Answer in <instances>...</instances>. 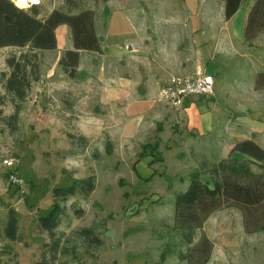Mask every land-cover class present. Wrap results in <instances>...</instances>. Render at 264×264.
I'll use <instances>...</instances> for the list:
<instances>
[{"label": "rangeland", "instance_id": "obj_1", "mask_svg": "<svg viewBox=\"0 0 264 264\" xmlns=\"http://www.w3.org/2000/svg\"><path fill=\"white\" fill-rule=\"evenodd\" d=\"M74 1L79 4L74 13L88 9L96 13L109 0ZM66 3L67 0H40L37 4L41 7L40 17L54 10L67 11ZM33 5L18 6L29 11ZM71 33L58 32V36L72 40ZM261 40L264 45V34ZM22 51L27 49H0V96L5 95L3 76L9 72L6 61L10 55ZM262 56L256 52L259 71L255 81L259 73H264ZM215 66L214 61L208 67L213 75H217ZM224 74L219 79L228 83L234 80L229 67L224 68ZM236 76L239 81V72ZM182 78L186 77H173L161 86L158 101L163 88ZM248 78L246 74L244 81ZM31 95L23 104L18 131L14 132L3 121L14 113L13 104L6 99L7 103L1 106L0 207L5 212L0 209V264L39 261L42 247L50 238L39 230L38 218L48 215L53 208L54 190L89 177L95 178L96 190L88 198L75 195L62 204L65 209L58 232L64 235L63 240H70L66 248L72 250L75 244H80L76 233L97 225V232L106 244L92 248L90 254L80 246L76 249V259L69 254L60 255L56 264H187L179 260L178 253L188 251L189 247L173 231L175 200L172 199L175 193L186 191L185 181L188 179L190 184V175L203 159L189 152L187 146H180L183 135L179 136V127L170 128L167 124L163 130L155 122L143 129L141 137L133 134L129 142L109 135L87 137L77 128L79 113L74 104H57L45 94L35 98ZM173 142L175 149L170 147ZM165 147L169 150L163 151ZM8 158L16 160L17 165L12 168L4 165ZM15 169L25 182L23 188L10 183L9 174ZM254 170L258 171L257 167ZM9 206L20 214L16 242L4 236ZM203 233L214 244L209 264H264V232L247 234L239 210L229 208L218 212L197 232L194 244ZM169 250L173 253L162 260L164 251Z\"/></svg>", "mask_w": 264, "mask_h": 264}, {"label": "crops", "instance_id": "obj_2", "mask_svg": "<svg viewBox=\"0 0 264 264\" xmlns=\"http://www.w3.org/2000/svg\"><path fill=\"white\" fill-rule=\"evenodd\" d=\"M254 3L243 0L227 21L222 0H109L95 13L101 52L81 51L76 78L69 77L60 61L74 42L58 36L71 33L69 26H60L57 49L40 55L41 80L33 84L31 96L74 104L77 128L87 137L109 135L129 142L158 122L159 129L179 127L180 146L211 162L227 158L243 141L264 149V89H255L254 77L259 71L255 55H264V45L261 35L251 43L244 39ZM214 61L217 75L208 70ZM227 67L233 72L230 83L219 79ZM198 71L213 76V96H189L170 109L158 101L161 86L171 78ZM188 185L187 179L184 189Z\"/></svg>", "mask_w": 264, "mask_h": 264}, {"label": "trees", "instance_id": "obj_3", "mask_svg": "<svg viewBox=\"0 0 264 264\" xmlns=\"http://www.w3.org/2000/svg\"><path fill=\"white\" fill-rule=\"evenodd\" d=\"M222 1L225 2V19L229 21L239 11L243 0ZM66 4L67 11L54 10L48 16L40 17L41 7L37 4L27 11L13 0H0V49H27L8 57L9 72L3 76L5 95L0 96V117L3 116L1 106L9 99L14 113L3 121L14 132L18 131L23 104L33 84L41 80V52L57 49L56 31L60 26L67 25L72 32L74 49L66 51L60 61L71 78H76L81 51L101 52L94 11L88 9L74 13L79 4L74 0H67ZM261 34H264V0H255L244 29V39L251 43ZM255 89H264V73L257 75ZM235 153L246 158L235 157ZM205 177L209 180L206 181ZM95 189V178L89 177L70 187L54 190L53 208L48 215L38 218V228L49 236L50 242L42 247L40 260L35 264H56L60 255L67 254L76 259L78 247H84L85 252L90 254L92 248L104 245L97 225L79 230L76 234L80 244H75L72 250L66 248L70 240H63L64 235L58 232L65 209L62 204L75 195L88 198ZM229 208L242 213L247 234L264 232V149L254 141L238 143L225 159L214 162L203 159L199 168L190 175L186 191L175 194L173 231L180 234L181 243L189 247L188 251L178 253L181 262L209 264L214 244L205 233L197 244H194L195 237L214 213ZM7 211L4 236L16 242L19 239L20 214L11 206ZM172 253L164 251L161 259L165 260Z\"/></svg>", "mask_w": 264, "mask_h": 264}, {"label": "built area", "instance_id": "obj_4", "mask_svg": "<svg viewBox=\"0 0 264 264\" xmlns=\"http://www.w3.org/2000/svg\"><path fill=\"white\" fill-rule=\"evenodd\" d=\"M172 85L163 88L159 97V101L167 103L172 108H179L183 105L184 100L193 95H203L211 97L214 94V78L211 75L198 71L190 77L175 79ZM4 165L7 167H15L16 160L8 158L4 160ZM10 183L23 188L24 180L18 175V170L15 169L9 174Z\"/></svg>", "mask_w": 264, "mask_h": 264}, {"label": "bare ground", "instance_id": "obj_5", "mask_svg": "<svg viewBox=\"0 0 264 264\" xmlns=\"http://www.w3.org/2000/svg\"><path fill=\"white\" fill-rule=\"evenodd\" d=\"M13 1H17L16 3H18L19 6H25L28 3H33V4H39L40 0H13Z\"/></svg>", "mask_w": 264, "mask_h": 264}]
</instances>
